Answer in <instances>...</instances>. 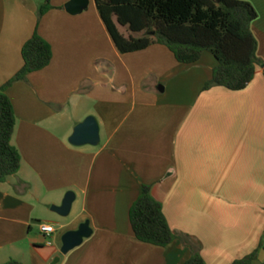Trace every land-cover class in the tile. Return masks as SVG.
<instances>
[{"label":"crops","instance_id":"0c3cea01","mask_svg":"<svg viewBox=\"0 0 264 264\" xmlns=\"http://www.w3.org/2000/svg\"><path fill=\"white\" fill-rule=\"evenodd\" d=\"M49 1L40 17L44 0H0V88L36 33L53 49L47 68L8 90L22 163L0 183V264H185L191 251L180 240L161 248L136 238L130 210L145 185L206 264L256 250L253 264H264V68L242 91L205 90L218 65L211 53L191 65L158 44L122 54L95 0L76 16L65 9L71 0ZM240 1L258 12L264 63V0ZM89 117L100 143L72 144ZM70 194L62 216L53 209ZM86 222L92 236L64 255L63 236ZM41 224L56 234L45 237Z\"/></svg>","mask_w":264,"mask_h":264},{"label":"trees","instance_id":"16d2710c","mask_svg":"<svg viewBox=\"0 0 264 264\" xmlns=\"http://www.w3.org/2000/svg\"><path fill=\"white\" fill-rule=\"evenodd\" d=\"M107 29L122 54L145 50L154 44L167 47L179 63L199 62L205 52L218 65L205 90L224 87L231 91L246 89L255 79L257 68L264 63L258 55L259 45L252 31L258 12L240 0H95ZM52 9L50 1L40 9V17ZM120 27L138 38L126 37ZM145 33H148L145 35ZM24 66L0 88V183L21 169L22 157L13 145L17 124L14 105L8 90L29 75L47 68L53 49L36 33L23 48ZM130 221L136 238L146 244L166 248L180 240L191 251L185 264H206L201 248L188 235H177L171 229L163 205L145 185L130 210ZM258 250L233 264H253ZM5 264H23L11 259Z\"/></svg>","mask_w":264,"mask_h":264},{"label":"water","instance_id":"95a60500","mask_svg":"<svg viewBox=\"0 0 264 264\" xmlns=\"http://www.w3.org/2000/svg\"><path fill=\"white\" fill-rule=\"evenodd\" d=\"M90 0H71L65 5L66 11L73 15H80L89 7ZM71 143L77 146L98 145L100 143L99 125L95 118L89 117L83 123L78 125L71 138ZM74 195L67 196L63 207L54 208L53 210L62 216H67L72 207ZM93 231L90 223L86 222L80 226L77 231H70L63 236L62 253L68 254L70 251L81 246L85 239L92 236Z\"/></svg>","mask_w":264,"mask_h":264},{"label":"built area","instance_id":"2783aa9c","mask_svg":"<svg viewBox=\"0 0 264 264\" xmlns=\"http://www.w3.org/2000/svg\"><path fill=\"white\" fill-rule=\"evenodd\" d=\"M40 232L43 234L45 237H52L54 234H56L57 229L54 225L50 224H41L40 225Z\"/></svg>","mask_w":264,"mask_h":264},{"label":"rangeland","instance_id":"374dc122","mask_svg":"<svg viewBox=\"0 0 264 264\" xmlns=\"http://www.w3.org/2000/svg\"><path fill=\"white\" fill-rule=\"evenodd\" d=\"M46 1H47V0H44V3H46ZM126 31H127L129 34L131 33V32L128 31L127 28H125V29H121V32H122L123 34H126ZM146 34H148V33H145V35H146ZM135 35H137V34H135Z\"/></svg>","mask_w":264,"mask_h":264}]
</instances>
